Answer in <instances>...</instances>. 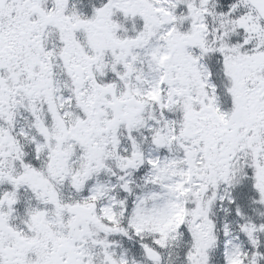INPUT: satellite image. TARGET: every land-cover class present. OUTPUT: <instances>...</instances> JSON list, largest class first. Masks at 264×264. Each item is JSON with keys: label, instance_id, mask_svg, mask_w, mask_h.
Masks as SVG:
<instances>
[{"label": "snow or ice", "instance_id": "obj_1", "mask_svg": "<svg viewBox=\"0 0 264 264\" xmlns=\"http://www.w3.org/2000/svg\"><path fill=\"white\" fill-rule=\"evenodd\" d=\"M0 264H264V0H0Z\"/></svg>", "mask_w": 264, "mask_h": 264}]
</instances>
